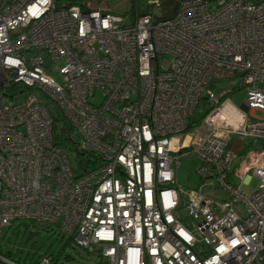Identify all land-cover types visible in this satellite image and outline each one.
I'll return each instance as SVG.
<instances>
[{"label": "built area", "instance_id": "obj_1", "mask_svg": "<svg viewBox=\"0 0 264 264\" xmlns=\"http://www.w3.org/2000/svg\"><path fill=\"white\" fill-rule=\"evenodd\" d=\"M136 6L127 17L101 0H0V237L27 219L101 264H264V146L240 160L227 147L264 138V0H177L157 18ZM234 76L238 86L211 88ZM236 87L240 106L227 97ZM19 90L27 97L12 102ZM38 91L97 156L92 168L79 174L53 144ZM186 152L226 199L176 182ZM253 176L252 194L230 181ZM0 264L26 263L0 248Z\"/></svg>", "mask_w": 264, "mask_h": 264}, {"label": "rangeland", "instance_id": "obj_2", "mask_svg": "<svg viewBox=\"0 0 264 264\" xmlns=\"http://www.w3.org/2000/svg\"><path fill=\"white\" fill-rule=\"evenodd\" d=\"M177 0H134V6L131 0H101L113 12L127 16L138 8L139 11L145 9L155 18L166 16L170 12ZM130 20V19H129ZM34 50L33 53H36ZM45 56V63L51 67L50 75L56 80H60L57 67L59 63H53L48 54ZM238 76L230 77L223 80L211 82V88L214 91L232 88L238 86ZM28 91H18L12 102L25 99ZM37 99L46 105L48 111L61 118L59 108L55 103L47 98L42 92H37ZM228 99L236 106H240L246 99V91L243 87H236L234 91L229 92ZM9 101L8 99H6ZM203 108H198L195 115L197 117L203 114ZM254 116L261 117L262 113L258 110L252 112ZM264 145V138L254 137H237L228 138L227 147L232 149L238 155L239 160L242 159L250 150L259 149ZM70 159L71 165L77 169L80 160L73 149H65ZM238 160V161H239ZM201 165V161L197 159L191 152L183 153L180 157L179 165L173 164L175 169V180L186 190L199 189L209 197L222 201L226 199L225 194L216 184L215 180H207L203 182L196 173L197 168ZM234 185H239L241 190L252 194L258 186L259 180L253 176L248 182H242L238 179L230 180ZM201 186V187H200ZM0 248L7 257L17 260L20 263L37 264L45 255H54L56 261L54 264H96L101 262V257L95 253H90L86 249L77 245L68 234L60 231V228L54 224H40L27 219H18L11 223L10 226L4 227L0 237Z\"/></svg>", "mask_w": 264, "mask_h": 264}, {"label": "trees", "instance_id": "obj_3", "mask_svg": "<svg viewBox=\"0 0 264 264\" xmlns=\"http://www.w3.org/2000/svg\"><path fill=\"white\" fill-rule=\"evenodd\" d=\"M145 11L146 10H143V9L140 11L139 9L137 10L138 13H143ZM134 12L135 10L133 11V13L129 14L128 16L132 17ZM199 106L204 107L205 103L201 102ZM203 114L199 117H197L196 115L193 116L190 127L196 126L201 121ZM52 135H53V139H52L53 144L60 145L64 149L70 148V149L75 150L78 156V159L80 160L79 161L80 164H79L78 171H77L79 174L84 171H87L89 168H92V165L98 162L96 155L90 152H84L77 148L76 144L72 140V129L70 127V124L64 118H62V116L61 118H58V116L53 115ZM96 264H101V262H98Z\"/></svg>", "mask_w": 264, "mask_h": 264}, {"label": "crops", "instance_id": "obj_4", "mask_svg": "<svg viewBox=\"0 0 264 264\" xmlns=\"http://www.w3.org/2000/svg\"><path fill=\"white\" fill-rule=\"evenodd\" d=\"M143 10H144V9H143ZM263 146H264V145H263ZM263 146H262V147H263ZM235 154H236V153H235ZM236 155H237V154H236ZM237 157H238V155H237Z\"/></svg>", "mask_w": 264, "mask_h": 264}]
</instances>
